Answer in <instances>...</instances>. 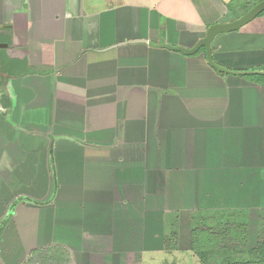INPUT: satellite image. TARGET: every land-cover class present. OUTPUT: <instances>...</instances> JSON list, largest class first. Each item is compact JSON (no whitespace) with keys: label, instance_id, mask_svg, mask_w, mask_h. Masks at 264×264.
Returning <instances> with one entry per match:
<instances>
[{"label":"crops","instance_id":"1","mask_svg":"<svg viewBox=\"0 0 264 264\" xmlns=\"http://www.w3.org/2000/svg\"><path fill=\"white\" fill-rule=\"evenodd\" d=\"M259 1L0 0V43L31 70L0 86L2 264H182L194 214L264 213V76L133 43L191 48ZM211 55L264 73V14Z\"/></svg>","mask_w":264,"mask_h":264},{"label":"rangeland","instance_id":"2","mask_svg":"<svg viewBox=\"0 0 264 264\" xmlns=\"http://www.w3.org/2000/svg\"><path fill=\"white\" fill-rule=\"evenodd\" d=\"M12 35L10 31H2L0 32V40H11ZM6 43H0V45H6ZM11 49L15 50L13 44L10 46ZM10 50L6 51L4 47L0 48V69H2V72H0V86L3 80L11 73L31 71L27 63H24L23 60L15 59L12 52H9ZM0 98V115H4V106L7 103L2 100V95ZM205 217V221L202 220L198 224L197 231H207L211 240L206 242L211 243L202 252L196 253L197 257L195 255L188 257L187 254H178L176 262L180 261L182 264L259 262L258 246L261 243L264 244V213H252L250 215L226 213L219 217L207 214ZM200 240L201 242L204 241L203 238H200ZM213 240H216L215 245L212 244ZM219 241L222 244H219ZM1 246L0 264H2V260L6 261L8 259L7 256L5 257L6 245ZM16 264H69V261L61 251H37L29 254V256L23 255Z\"/></svg>","mask_w":264,"mask_h":264},{"label":"water","instance_id":"3","mask_svg":"<svg viewBox=\"0 0 264 264\" xmlns=\"http://www.w3.org/2000/svg\"><path fill=\"white\" fill-rule=\"evenodd\" d=\"M264 12V0L258 2L255 4L252 8H250L248 11H246L243 15L236 18L235 20L228 22V23H215L207 27L204 36L200 38L196 44H194L191 48H185L182 46H173L166 43H153L148 42L146 40H137L133 43H141L145 44L148 47L156 48V49H166L171 52L180 53L184 56H192L195 55L201 48L204 50V55L207 64L215 71L226 74V75H236V76H247V75H262L264 76L263 72H257V71H246V72H236L228 70L214 62L211 55V43L214 40V38L223 33H230L235 32L244 27L245 25L252 22L254 19H256L259 15H261ZM5 48L6 45H0V48ZM3 220V222L0 224V228L4 225L6 220L8 219L9 215Z\"/></svg>","mask_w":264,"mask_h":264},{"label":"trees","instance_id":"4","mask_svg":"<svg viewBox=\"0 0 264 264\" xmlns=\"http://www.w3.org/2000/svg\"><path fill=\"white\" fill-rule=\"evenodd\" d=\"M260 1H262V0H260ZM263 14H264V12L261 15H263ZM261 15H259V16H261ZM201 51H203V48H201L198 51V53L201 52ZM0 72H2V69H0ZM205 218H206L205 216H201V215L199 216V215H196V214H194L193 217H192V223H191V236H192L191 246H192V250L198 248V247L195 246V243L196 244H199L203 250H204V248L205 249L207 248V245L209 243H211V242H208V243L206 242V241H210L211 240L209 238L210 234H208L207 231H205V232H199V231H197L198 230L197 229L198 224H200L201 223L200 221H202V220L205 221ZM1 228H0V230H1ZM170 232L172 234L171 237L175 240L176 239V234H177L176 232H177V230L176 229H173ZM200 238H203L204 241L201 242ZM214 243H216V240H213V243L212 244H214ZM220 243H221V241H219V244ZM220 248H221V246H220ZM258 253L260 255V259H259V262L258 263L249 262V263H234V264H264V244L263 243L259 244V246H258Z\"/></svg>","mask_w":264,"mask_h":264}]
</instances>
